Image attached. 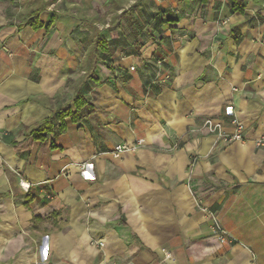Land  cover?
Returning a JSON list of instances; mask_svg holds the SVG:
<instances>
[{
    "label": "crops",
    "instance_id": "crops-1",
    "mask_svg": "<svg viewBox=\"0 0 264 264\" xmlns=\"http://www.w3.org/2000/svg\"><path fill=\"white\" fill-rule=\"evenodd\" d=\"M110 2L0 0V264H264V0Z\"/></svg>",
    "mask_w": 264,
    "mask_h": 264
},
{
    "label": "trees",
    "instance_id": "trees-1",
    "mask_svg": "<svg viewBox=\"0 0 264 264\" xmlns=\"http://www.w3.org/2000/svg\"><path fill=\"white\" fill-rule=\"evenodd\" d=\"M234 10H238L236 7H234ZM44 9H38L34 11L31 14V26L35 29H39L42 27L40 20V16ZM124 15L118 16V19L121 20ZM27 24V23H26ZM94 29V34L92 38L90 39L91 46L88 49H83V51L86 53V60L85 65L83 66L87 75V79H96L95 77V70L98 62L103 61V57L106 54H109V48L108 44L105 40L101 39L97 29L94 27H91ZM85 40V39H84ZM79 42V41H78ZM83 42V41H82ZM87 88L86 84L82 87V91L80 90L78 93L75 94L73 99V106L71 107H65L60 108L57 111L56 117L63 122L65 119H70L73 122H85L86 120V114H84L83 110L89 109V113L91 114L93 112V109L91 105L88 104L86 99L83 95V90ZM55 123L52 119L45 120L32 129L29 130L28 135L31 137L32 141H42L45 139L46 135L53 132ZM61 130L64 131L65 127L64 124H61ZM16 148H19V146H16Z\"/></svg>",
    "mask_w": 264,
    "mask_h": 264
},
{
    "label": "built area",
    "instance_id": "built-area-1",
    "mask_svg": "<svg viewBox=\"0 0 264 264\" xmlns=\"http://www.w3.org/2000/svg\"><path fill=\"white\" fill-rule=\"evenodd\" d=\"M233 107L229 106L225 109V114L231 117V124L234 128L233 133L228 134L223 131L222 123H215L208 120L204 123V127L212 134L217 135L220 140L229 144L233 142H243L245 127L241 121L235 118ZM258 146L264 145V136L257 142ZM128 147L124 145H118L114 151V156L119 157L122 153L126 152ZM215 235L220 242H225L227 239H231L228 233L222 228L219 222L215 221ZM232 240V239H231Z\"/></svg>",
    "mask_w": 264,
    "mask_h": 264
},
{
    "label": "rangeland",
    "instance_id": "rangeland-1",
    "mask_svg": "<svg viewBox=\"0 0 264 264\" xmlns=\"http://www.w3.org/2000/svg\"><path fill=\"white\" fill-rule=\"evenodd\" d=\"M126 2H127V0H116V2H114V3H111V2L108 3L106 5V7L104 8L105 12L103 14V17L101 19H98V21H97L98 27L99 28H101L102 26L104 27V26H106V24L113 25L115 23L114 18L111 16H107V14L111 13L113 11V9L116 8L117 6L124 7ZM116 3H118V4H116ZM89 13H91L90 10H89Z\"/></svg>",
    "mask_w": 264,
    "mask_h": 264
}]
</instances>
